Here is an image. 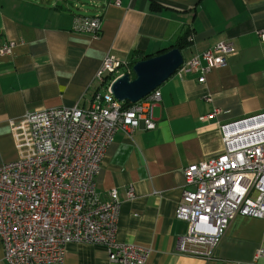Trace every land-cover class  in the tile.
<instances>
[{"label": "crops", "instance_id": "1", "mask_svg": "<svg viewBox=\"0 0 264 264\" xmlns=\"http://www.w3.org/2000/svg\"><path fill=\"white\" fill-rule=\"evenodd\" d=\"M79 14L99 17L95 36L72 30ZM188 29L184 60L220 41L233 53L203 82L198 71L178 69L158 87L155 127L115 134L96 192L105 199L116 189V240L149 249L145 264H263L253 256L264 248V219L234 217L214 257L204 260L178 252L188 225L174 209L183 168L222 152L220 125L264 113V0H0V46L17 43L11 55L0 54V165L17 158L12 122L28 111L88 108L103 91L94 75L106 55L125 62L156 55ZM53 264L113 263L103 246L68 243Z\"/></svg>", "mask_w": 264, "mask_h": 264}, {"label": "built area", "instance_id": "2", "mask_svg": "<svg viewBox=\"0 0 264 264\" xmlns=\"http://www.w3.org/2000/svg\"><path fill=\"white\" fill-rule=\"evenodd\" d=\"M115 5L119 2L115 1ZM98 16L79 14L72 30L95 36ZM264 41V31H258ZM16 42L0 46L11 55ZM233 53L220 41L184 60L179 69H211ZM129 62L106 55L94 78L103 88L88 108L59 107L26 112L11 124L17 158L0 165V241L6 264H53L64 259L68 243L100 245L113 264H145L149 249L116 240L120 207L116 189L100 199L96 177L115 134L153 129L158 88L123 107L110 90ZM201 117L202 120L215 115ZM223 150L183 168L184 186L174 217L188 225L179 238L180 254L209 260L237 215L264 219V113L220 125ZM133 195L131 187L127 192ZM263 260L264 248L253 260Z\"/></svg>", "mask_w": 264, "mask_h": 264}, {"label": "water", "instance_id": "3", "mask_svg": "<svg viewBox=\"0 0 264 264\" xmlns=\"http://www.w3.org/2000/svg\"><path fill=\"white\" fill-rule=\"evenodd\" d=\"M184 57L178 48L136 61L131 68L133 77L124 73L110 85L112 95L120 102L134 103L158 88L182 65Z\"/></svg>", "mask_w": 264, "mask_h": 264}, {"label": "trees", "instance_id": "4", "mask_svg": "<svg viewBox=\"0 0 264 264\" xmlns=\"http://www.w3.org/2000/svg\"><path fill=\"white\" fill-rule=\"evenodd\" d=\"M189 35H190V30L188 29V30L184 31L183 36L181 38L179 37L178 39H176V41L170 47L157 52L156 55L164 53V52L168 51L171 48H178V49L182 50L188 43V36ZM151 56H154V54L153 55H147V56L145 55L143 57L141 56V57H139V60L146 59V58L151 57ZM136 61H138V60L135 58V59H132L128 63L127 73H129L131 75V77H133L131 68H132V65ZM121 104H122L123 107H128L131 103H129L128 101H124Z\"/></svg>", "mask_w": 264, "mask_h": 264}]
</instances>
